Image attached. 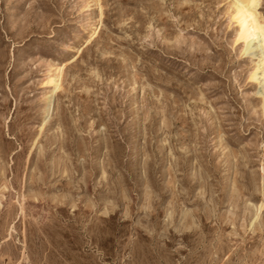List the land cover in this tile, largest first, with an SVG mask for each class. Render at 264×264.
<instances>
[{
  "label": "rangeland",
  "instance_id": "rangeland-1",
  "mask_svg": "<svg viewBox=\"0 0 264 264\" xmlns=\"http://www.w3.org/2000/svg\"><path fill=\"white\" fill-rule=\"evenodd\" d=\"M230 1L0 0V264H264Z\"/></svg>",
  "mask_w": 264,
  "mask_h": 264
},
{
  "label": "bare ground",
  "instance_id": "bare-ground-1",
  "mask_svg": "<svg viewBox=\"0 0 264 264\" xmlns=\"http://www.w3.org/2000/svg\"><path fill=\"white\" fill-rule=\"evenodd\" d=\"M230 2H231L230 8H232L233 18L239 26L237 39L245 44L243 51L244 52L253 51L252 53H255L257 50H260V52L262 50V56L260 58L259 65L251 75V78L254 81L258 80L260 75L259 69L261 68H262L261 76L264 77V22H263L264 19H262L261 13L258 12L262 0H232ZM59 73L61 72H59V70H56L50 76V79L48 78L49 79L48 83L53 84L52 86L53 90L49 95L50 101L53 100L54 96H56L55 94L58 92V90L61 87L59 83V81H61L60 80L61 77H59ZM262 93L264 95V87ZM263 111H264V105H263Z\"/></svg>",
  "mask_w": 264,
  "mask_h": 264
}]
</instances>
